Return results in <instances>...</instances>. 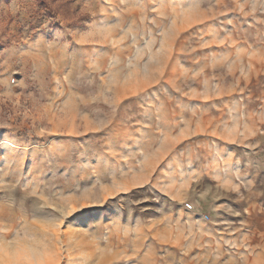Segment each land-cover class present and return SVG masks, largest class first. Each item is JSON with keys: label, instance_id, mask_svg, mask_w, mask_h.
I'll list each match as a JSON object with an SVG mask.
<instances>
[{"label": "rangeland", "instance_id": "374dc122", "mask_svg": "<svg viewBox=\"0 0 264 264\" xmlns=\"http://www.w3.org/2000/svg\"><path fill=\"white\" fill-rule=\"evenodd\" d=\"M0 264H264V0H0Z\"/></svg>", "mask_w": 264, "mask_h": 264}]
</instances>
